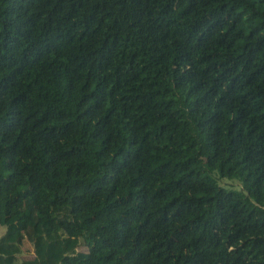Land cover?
I'll return each instance as SVG.
<instances>
[{"label":"trees","instance_id":"1","mask_svg":"<svg viewBox=\"0 0 264 264\" xmlns=\"http://www.w3.org/2000/svg\"><path fill=\"white\" fill-rule=\"evenodd\" d=\"M0 225V264H264V0H0Z\"/></svg>","mask_w":264,"mask_h":264},{"label":"rangeland","instance_id":"2","mask_svg":"<svg viewBox=\"0 0 264 264\" xmlns=\"http://www.w3.org/2000/svg\"><path fill=\"white\" fill-rule=\"evenodd\" d=\"M220 183L225 184V185H230L232 187H238V181L236 179H229V178H222L219 180ZM3 231V226L0 225V233ZM20 244L22 245L24 251L21 253V256L23 257H30L32 255L31 250V245L29 241H27L26 237L23 235L21 236ZM82 248V247H80Z\"/></svg>","mask_w":264,"mask_h":264},{"label":"water","instance_id":"3","mask_svg":"<svg viewBox=\"0 0 264 264\" xmlns=\"http://www.w3.org/2000/svg\"><path fill=\"white\" fill-rule=\"evenodd\" d=\"M21 253H23V252L21 251Z\"/></svg>","mask_w":264,"mask_h":264}]
</instances>
